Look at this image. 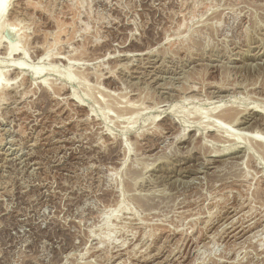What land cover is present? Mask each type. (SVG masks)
I'll return each instance as SVG.
<instances>
[{"label": "rangeland", "instance_id": "obj_1", "mask_svg": "<svg viewBox=\"0 0 264 264\" xmlns=\"http://www.w3.org/2000/svg\"><path fill=\"white\" fill-rule=\"evenodd\" d=\"M2 18L0 264H264V0Z\"/></svg>", "mask_w": 264, "mask_h": 264}, {"label": "bare ground", "instance_id": "obj_2", "mask_svg": "<svg viewBox=\"0 0 264 264\" xmlns=\"http://www.w3.org/2000/svg\"><path fill=\"white\" fill-rule=\"evenodd\" d=\"M8 1L9 0H0V26L3 24V21L1 20V19H3L2 17H3V14H4V10H5V8H6V6H7V3H8ZM36 1H38V0H36ZM33 2V1H32ZM61 39V38H60ZM59 39V40H60ZM57 43V42H56ZM64 44V43H63ZM23 44H21V46H22ZM47 48H49V46L47 47ZM51 48H52V46H51ZM8 49V50H7ZM7 49H5V50H7L9 53H8V55L9 54H11L12 52H14V51H16L17 50V48H16V45L15 46H9ZM44 49H46V47L44 48ZM22 50V49H21ZM23 50H24V48H23ZM48 50V49H47ZM46 52V51H45ZM6 53V52H5ZM16 64V63H15ZM20 64H21V62H20ZM21 66H22V64H21ZM20 65H17V66H15V67H21ZM70 75H71V73H70ZM67 77H68V75H67ZM74 77V76H73ZM72 78V77H71ZM5 83V82H4ZM4 83H2L1 82V76H0V96H2V95H4V94H6L7 92H5V90H6V85L4 84ZM74 93V92H73ZM107 100V99H106ZM105 101V100H104ZM232 101V100H231ZM234 101V100H233ZM103 103V102H102ZM232 104V103H231ZM229 105V104H228ZM234 105V104H233ZM128 106V105H127ZM222 106V105H221ZM224 106H225V104H224ZM235 106V105H234ZM233 107V106H232ZM217 108V107H216ZM228 108V107H227ZM225 109L224 107H223V109H222V111H220V113H219V115H220V117L222 118V117H226L227 119H229V122H231L232 124H234L233 123V121H235V119L238 117H236L235 118V115H234V113H233V111H234V109H231V107L230 108H228V109ZM173 109V108H172ZM237 109V108H236ZM264 109V108H263ZM118 110V109H117ZM197 110V109H196ZM215 110V109H214ZM233 110V111H232ZM115 111V110H114ZM176 111H178V110H176ZM193 111V110H192ZM213 112V111H212ZM236 112V111H235ZM195 113V112H194ZM197 113V112H196ZM195 113V114H196ZM198 115V114H197ZM218 115V114H217ZM132 116V115H131ZM205 116V115H204ZM186 117V116H185ZM219 117V116H218ZM231 120V121H230ZM237 120V119H236ZM219 123H221V122H219ZM219 125V124H218ZM230 125V124H229ZM217 126V124L215 125V127ZM214 127V128H215ZM218 128V127H217ZM221 128V127H220ZM223 129L225 130V129H228L227 127L226 128H224L223 127ZM242 129V128H241ZM219 130V129H218ZM221 131V130H220ZM222 132V131H221ZM223 132H226V131H223ZM228 132V133H227ZM226 133V135H228V134H230V130L229 131H227ZM232 134V133H231ZM10 135V134H9ZM217 135V134H216ZM258 135V134H257ZM240 136V135H239ZM239 136H235L236 138V140H235V142H238V140H239ZM242 137V136H241ZM252 137V136H251ZM251 137H249V138H251ZM254 137H256V136H254ZM222 138V137H221ZM253 138V137H252ZM259 138H261V137H259ZM243 139V138H242ZM256 139H258V137H256ZM262 139V138H261ZM259 139V140H254V139H252V141L254 140L255 142L257 141V143L256 144H258V143H260V145H264V140L262 139ZM248 140V139H247ZM244 141V140H243ZM250 141V140H249ZM10 142V141H9ZM227 142V141H226ZM242 142V141H241ZM240 143V142H239ZM245 144H247V143H245ZM262 147V146H261ZM264 148V147H263ZM216 160V159H215ZM209 161V160H208ZM234 236V235H233Z\"/></svg>", "mask_w": 264, "mask_h": 264}]
</instances>
